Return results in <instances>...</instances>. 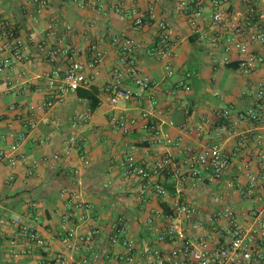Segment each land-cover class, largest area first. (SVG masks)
Segmentation results:
<instances>
[{
  "label": "crops",
  "instance_id": "obj_1",
  "mask_svg": "<svg viewBox=\"0 0 264 264\" xmlns=\"http://www.w3.org/2000/svg\"><path fill=\"white\" fill-rule=\"evenodd\" d=\"M79 1L47 0V10L41 16L40 24H35L30 17L37 11L33 0H0V18L9 19L20 28V39L27 57L12 71L0 73V150L10 149L16 142L13 135L23 132V121L33 118L37 127L27 142L20 146L19 153L30 164L38 163L32 176L28 174L29 164L16 168L0 164V264H36L41 260L40 253L14 259L8 251L11 241L18 237V228L12 223V218L27 215L33 202L37 203L44 234L52 244V253L43 258L47 264H56L54 258L58 253L63 254L70 264H104L87 261L89 257L83 245L69 248L61 221V215L68 211L76 216L78 232L82 235L94 230L108 232L118 217L124 216L137 249L141 251L149 246L152 241L149 218L155 211L170 213L173 200L158 199L142 192L136 181L124 176L120 162L127 153H134L149 163L157 157L172 154L177 157L178 168L184 169L185 157L180 156L179 149L172 145L149 146L143 143V134L139 130L123 134L114 126L113 115L123 113L138 117L146 110L162 125L165 133L173 140L181 141L182 148L194 150H200L210 142L209 130L199 134L195 131V124L204 118L216 121V113L221 109H230L235 116L253 107L264 116V99H257L259 90L264 89V63H257L248 75L243 73L241 66L250 54L264 58L262 45L251 44L244 54L232 51L228 66L216 65L213 56L223 58L226 55L224 43L229 33L212 27L209 19L200 21L195 30L185 15L178 11L181 0H95L102 8L81 7ZM212 1L202 0L208 16L213 10ZM222 1L232 12L234 20L246 22L248 6L244 0ZM257 3L258 9L264 12V0ZM132 11L145 14L147 24L134 27ZM151 14L155 16L154 20L150 19ZM160 20L167 21L177 42L169 66L146 53L157 44ZM117 37L131 38L142 47L139 68L145 76L160 83L155 89V104L148 98V93H142L127 81L125 87L140 96L120 105L122 111H113L110 97L103 88L111 82L112 70L120 58L121 49L113 44ZM53 49L74 51L67 57L58 56L57 61L63 65L71 62L87 65L93 50L105 53L100 75L90 88L84 89L97 92L100 105L94 112L77 93L69 94L52 107H44L49 94L48 81L46 84L44 76L54 67L48 61ZM170 66L175 71L172 77L167 76ZM186 73L193 74L187 81ZM181 82H187L191 90L178 88ZM238 131L247 132L253 139L238 152L223 180L219 184L211 183L207 187L184 192L187 200L204 212L213 210L209 191H223L229 184L235 186L234 191L227 192L238 214L243 216L264 208L261 194L254 200H244L237 190L248 185L246 170H243L245 165H250L253 173L260 171L258 152L264 150V140L260 146L255 137L264 135V129L244 123ZM72 138L83 140L85 161L70 149ZM240 140L237 136L228 137L225 149L228 152L235 150ZM147 149L150 150L148 155ZM174 171L160 179L171 190L177 182ZM72 194L77 201L91 208L78 210L70 207ZM100 241L110 252H124L122 248L110 247L106 239Z\"/></svg>",
  "mask_w": 264,
  "mask_h": 264
},
{
  "label": "built area",
  "instance_id": "obj_2",
  "mask_svg": "<svg viewBox=\"0 0 264 264\" xmlns=\"http://www.w3.org/2000/svg\"><path fill=\"white\" fill-rule=\"evenodd\" d=\"M248 6V18L245 23L236 21L232 12L222 0L212 1V13L208 16L202 0H181L178 11L182 12L188 24L195 30L200 21L210 20L212 27L227 31L225 36L223 58L213 56L216 65L230 64L229 54L232 51L247 53L251 44H260L264 47V12L258 9V0H244ZM37 6L35 15L30 16L35 24H40L41 16L47 10V0H33ZM81 7L93 6L102 8L95 0L79 1ZM134 16L133 26L143 27L147 24V16L132 11ZM154 20L155 16L150 15ZM71 28L68 27V30ZM157 44L147 49L150 57H155L167 65L173 59L177 46L172 37L166 20L157 24ZM46 31L43 30V33ZM113 44L119 46L120 58L117 66L112 70V80L103 90L110 97L113 111H122L120 105L127 104L136 99L139 94L125 83L130 81L142 93H148V98L155 104V89L160 83L145 76L139 68V54L142 49L137 42L128 37H117ZM73 50L53 49L48 56V61L54 64L52 71L45 75L48 81L49 94L44 102V107H52L62 102L69 94L80 89L90 88L100 75V66L104 61L105 53L93 50L90 62L84 65L71 62L63 65L58 62V56L67 57ZM47 59V56H46ZM27 57L20 39V28L9 19L0 18V73L12 71L17 64H22ZM257 63H264L261 55L250 54L241 62L244 74H250ZM169 66V65H168ZM175 71L168 68L167 76H174ZM192 73H186V81L191 79ZM178 88L190 91L187 82L178 84ZM257 99H264V89L257 93ZM217 120L202 119L195 124V131L199 134L209 130L210 142L200 150L182 148L180 140H173L168 133L162 130V125L155 121L154 116L143 110L140 116H128L123 113L113 115L114 126L123 134L128 135L135 130L142 132L143 143L149 146L165 144L179 149L178 154L185 157L182 163L184 169L178 168L177 157L166 154L157 157L149 163L134 153H127L120 167L127 179L136 181L142 192L158 199H172L170 213L155 211L148 220L152 241L144 250H138L131 237L130 226L124 216L112 224L108 232L99 230L82 235L78 232L77 218L68 211L61 215L63 229L66 232V242L69 248L83 245L88 254L87 261L103 262L104 264H264V208L253 210L241 216L233 203L229 200L227 190L234 191L233 184L223 191H209L210 205L213 210L204 212L199 206L187 200L184 195L186 190L195 191L207 187L208 184H219L227 175L228 170L238 156L241 148H245L252 140L247 132L238 131L244 123L256 124L264 129V116L253 107H248L241 113L233 116L230 109H221L216 113ZM81 118V117H80ZM171 126L174 124L171 122ZM35 119L28 117L23 121V132L13 135L16 139L10 149L0 150V164L11 168L29 164V175L36 172L38 163H29L27 158L19 153L20 146L29 139L30 134L36 129ZM237 136L241 140L233 151L225 149L228 137ZM261 146L264 135L256 137ZM70 149L78 153L82 161L83 140L72 138ZM149 148V147H148ZM150 150H146L149 154ZM126 155V154H125ZM57 158V157H56ZM259 173L250 171V165H245L248 185L237 189L244 200H254L258 194L264 197V150L258 152ZM175 170L177 178L173 190L168 188L160 179ZM174 191V192H173ZM65 194V192H63ZM264 200V199H263ZM264 202V201H263ZM69 206L78 210H88L90 205L77 201L75 195L69 197ZM37 203H31L27 215L12 218V223L18 228V237L9 245V254L12 258L30 257L42 254L41 260L36 264H47L43 258L52 253V244L44 234L40 216L37 214ZM79 220V219H78ZM212 229V231L210 230ZM112 248H122L123 253L110 252L104 249L103 241ZM54 262L56 264H70L63 254L58 253ZM86 263V261H85Z\"/></svg>",
  "mask_w": 264,
  "mask_h": 264
},
{
  "label": "trees",
  "instance_id": "obj_3",
  "mask_svg": "<svg viewBox=\"0 0 264 264\" xmlns=\"http://www.w3.org/2000/svg\"><path fill=\"white\" fill-rule=\"evenodd\" d=\"M76 93L80 99H84L89 103L91 111L94 112L99 107L100 101L97 98L96 91H86L84 89H80Z\"/></svg>",
  "mask_w": 264,
  "mask_h": 264
},
{
  "label": "rangeland",
  "instance_id": "obj_4",
  "mask_svg": "<svg viewBox=\"0 0 264 264\" xmlns=\"http://www.w3.org/2000/svg\"><path fill=\"white\" fill-rule=\"evenodd\" d=\"M125 156H127V154Z\"/></svg>",
  "mask_w": 264,
  "mask_h": 264
}]
</instances>
